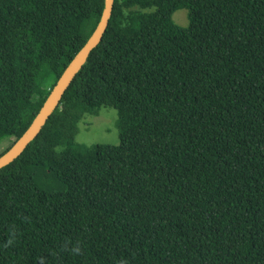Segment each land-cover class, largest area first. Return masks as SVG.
<instances>
[{"label": "trees", "instance_id": "1", "mask_svg": "<svg viewBox=\"0 0 264 264\" xmlns=\"http://www.w3.org/2000/svg\"><path fill=\"white\" fill-rule=\"evenodd\" d=\"M103 6L0 0L2 153ZM101 107L118 145L75 142ZM0 264H264V0H113L40 133L0 169Z\"/></svg>", "mask_w": 264, "mask_h": 264}, {"label": "water", "instance_id": "2", "mask_svg": "<svg viewBox=\"0 0 264 264\" xmlns=\"http://www.w3.org/2000/svg\"><path fill=\"white\" fill-rule=\"evenodd\" d=\"M112 6L113 0H104L103 10L95 29L81 48L72 57L68 65L64 68L63 72L60 74L56 83L42 103L39 111L33 117L31 123L22 135L0 155V169L9 165L16 158H18L25 148L40 133L46 121L58 106L66 89L85 64L90 52L101 41L111 16Z\"/></svg>", "mask_w": 264, "mask_h": 264}, {"label": "rangeland", "instance_id": "3", "mask_svg": "<svg viewBox=\"0 0 264 264\" xmlns=\"http://www.w3.org/2000/svg\"><path fill=\"white\" fill-rule=\"evenodd\" d=\"M153 8L145 9L143 12H152ZM172 21L182 27L188 26L187 11L185 9L178 10L172 14ZM37 59L39 61L52 60L51 57L45 54H39ZM29 120V116L26 121ZM117 120L116 111L110 107H101L96 111V114L83 115L78 121V131L75 136V142L78 144L92 147L95 145H118V132L115 127ZM5 143L0 144V154L4 148ZM62 148L58 147L59 152Z\"/></svg>", "mask_w": 264, "mask_h": 264}]
</instances>
